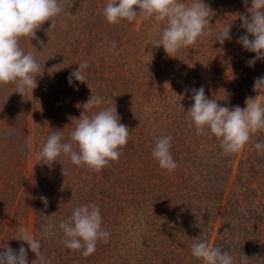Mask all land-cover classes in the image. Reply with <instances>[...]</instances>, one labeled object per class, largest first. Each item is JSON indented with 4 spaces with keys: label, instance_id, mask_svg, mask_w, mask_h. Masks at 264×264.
Segmentation results:
<instances>
[{
    "label": "trees",
    "instance_id": "1",
    "mask_svg": "<svg viewBox=\"0 0 264 264\" xmlns=\"http://www.w3.org/2000/svg\"><path fill=\"white\" fill-rule=\"evenodd\" d=\"M89 1L72 0L71 8H62L60 25L56 22L51 30V22L42 26V35L48 33L50 38L46 57L37 60L41 65L37 90L43 96L40 102L36 99L41 106L33 113L38 119L34 140L38 138L39 154L48 136L57 130L69 140L75 118L83 112L79 105L92 95L117 106L120 122L130 135L119 160L100 172L77 167L67 157L51 166L39 157L34 168L32 213L34 236L42 241L45 256L51 264H201L191 255L193 239L200 238L232 253L236 264H264V213L261 218L258 214L259 209L264 211V199H260L264 198V155L254 148L255 142L264 141V131L254 135L239 153L225 155L217 138L195 134L185 113L194 103L193 88L203 86L209 99L229 108H244L245 100L257 95L253 84L264 76V61L248 67L246 61L254 54L236 43L245 34L236 20V14L245 12L243 0H205L213 11V32L233 23L232 40L220 45L209 36L182 49L175 58L168 57L162 47H150L153 32L159 38L163 25L142 17L137 18L140 26L137 21L114 25L108 37L102 32L113 25L102 29L101 18L85 34L79 31V18L90 10ZM90 6L99 9L95 0ZM179 60L185 65H179ZM83 61L89 63L85 83L74 81L69 86L68 76ZM59 65L53 73L47 71ZM18 116L17 110L16 119L9 127L7 123V131L0 136V251L7 246L18 250L16 233L27 228L25 223L18 226L25 175L17 157L27 151L24 133L29 135L31 130L26 115ZM166 135L173 138L171 153L178 163L171 174L151 154L156 139ZM241 152L247 158L241 164L252 180L239 178L230 189L226 177L233 168L224 164L234 165ZM84 203L100 207L103 227L111 234L108 243H98L89 257L67 249L58 228L73 208ZM8 222L18 226L15 233L7 231ZM45 225L50 235L44 234ZM36 259L32 254L29 264Z\"/></svg>",
    "mask_w": 264,
    "mask_h": 264
},
{
    "label": "clouds",
    "instance_id": "2",
    "mask_svg": "<svg viewBox=\"0 0 264 264\" xmlns=\"http://www.w3.org/2000/svg\"><path fill=\"white\" fill-rule=\"evenodd\" d=\"M243 4L245 12L236 14V20L241 22L245 34L240 35L236 43L254 54L246 61L248 67H254L257 61H264V0H243ZM62 10L61 0H0V87L12 86L14 93L23 99L29 93L33 95L41 65L31 52L23 50L21 39H35L37 31L46 22H51L50 30L53 29ZM211 13L213 11L205 0H106L103 8V17L111 25L122 21L132 24L138 17L151 20L157 26L163 25L159 38L154 39L150 47H162L172 58L182 49H189L209 36H214L215 43L220 45L232 40L233 23L214 33L210 24ZM60 66L47 71L51 74ZM78 66V70L72 71L67 78L69 86H73L74 81L85 83L87 79L88 61ZM253 91L257 95L248 97L244 108L239 105L229 108L221 106L216 99H209L203 86L191 89L194 103L185 111L189 127L194 128L198 137L209 134L217 138L223 154L239 153L254 135L264 131V100H261L264 76L255 79ZM79 107L83 112L78 119L75 118L70 139L64 140L63 131L53 132L43 144L40 158L43 164L51 166L59 158L67 157L77 167L100 172L111 162L119 160L130 133L120 122L117 106L106 105L104 97L92 95ZM172 139L170 135L157 138L151 153L158 166L169 174L178 167L171 153ZM254 148L258 154L264 155V141L255 142ZM44 227V234L50 235L47 225ZM58 228L63 233V245L83 257L91 256L98 243H108L111 235L103 227L102 212L95 203L73 208L71 215L59 222ZM14 240L26 243L35 254L37 259L32 264L37 261L51 264L44 254L42 241L27 228H19ZM193 240L191 255L201 264H236L232 253L222 252L221 247L200 238ZM3 249L0 264H29L28 250L23 244L18 250L8 246ZM245 259L248 258L245 256Z\"/></svg>",
    "mask_w": 264,
    "mask_h": 264
},
{
    "label": "rangeland",
    "instance_id": "3",
    "mask_svg": "<svg viewBox=\"0 0 264 264\" xmlns=\"http://www.w3.org/2000/svg\"><path fill=\"white\" fill-rule=\"evenodd\" d=\"M64 2H66L68 6ZM105 2H106L105 0H95V3L99 5V9L98 10L96 9L95 11L94 9H92L93 6H90L92 3V0L89 1L87 6L90 10L84 11L86 12V16H83V17L80 16L79 18V22H81L79 31L85 34V31H88L90 29L91 23H93L99 18H101L100 21L103 22L104 27L102 29L105 28V26L108 24L105 21L103 17V13H102V10H103L102 8L105 5ZM61 3H62V8L66 7L65 8L66 10V9L71 8L70 6L72 5V0H61ZM67 16H68V13H66V17ZM58 21L59 20H57L56 24L60 25ZM140 24L141 22L138 20L137 26H140ZM110 28L113 30L115 26L113 25V28L112 26H109V28H106L102 32V36L103 35L107 36L109 31L111 30ZM102 29L100 31H102ZM93 31L94 29L91 30V34L93 33ZM67 32H69V30H67ZM149 32H151V30H149ZM42 33H44V29L41 27L37 31L35 39H32L31 37L21 39V47L23 48V50L25 52H31L37 60L44 59L46 57V52L48 51V50L46 51V49H47V43L49 42L50 35L48 33H46L45 35H42ZM149 34L151 35V33ZM154 39H158L156 38L155 32H153L152 37L149 39L148 42L151 43ZM178 64L181 66L185 65L181 60L178 61ZM163 85L165 86L167 84H163ZM41 96L43 95L38 92L37 88L35 89V92H33V95L29 93L28 97L26 96L25 99H23L19 94L14 93V88L12 86L0 87V136L2 135V133H5L7 131V128L9 127V124L11 123L12 119H16L15 117L17 114V110L19 111L18 118L20 116L24 117V115H26L27 121H28L27 128L31 130L29 135H26L24 133L25 141L27 144L25 146V149L27 148V151L25 153H22L21 151V155H20L21 158L17 157L21 159V162H20L21 169L23 167L24 171L22 173L23 175H25V179L22 182V192L20 193V200L22 201V205L19 210V216H20L19 219H21V221L19 220L18 226L20 223H25V225H27V229L33 235H34V217H35L34 214L32 213V203H33V193H34L33 192L34 168L36 166V163L39 161V157H40V154L38 151L39 146H37L38 138L36 137L37 140H34V131H35V127L36 129L38 127V121H37L38 119H37V115H36V120L34 119L33 113L36 108L38 109V106H41V104H38L36 102L37 98H38V102L41 101ZM170 109L172 112L174 111V109L172 110L171 107ZM34 122H36V124H34ZM7 123H8V127L5 129ZM4 129L5 131L2 132ZM246 159L247 158L244 157L243 153L241 152L238 155V158L236 159L234 165L230 163L224 164V167H226L227 169L233 168L231 175L226 177V179L229 180L228 186L230 189H232L233 185L239 181V178L242 179L243 182L249 178L252 180V178L247 175L245 168H243L241 164V163H246ZM193 169L195 171V168ZM256 181L257 180H253V183L255 185H256ZM229 194H231V192ZM260 199L263 200L264 198L261 197ZM262 213H264V211L262 212V210L259 209L258 211L259 218L262 217ZM262 220L264 221V218H262ZM18 226L15 227V224L12 225L11 222H8L9 229L7 231H9L10 234L15 233V230L18 228ZM17 244H18L17 247L21 246L20 241H17ZM24 247L28 250V255H30L28 260L31 261V257L33 253L31 252L27 244H25Z\"/></svg>",
    "mask_w": 264,
    "mask_h": 264
}]
</instances>
